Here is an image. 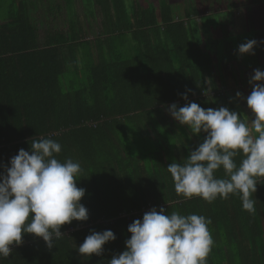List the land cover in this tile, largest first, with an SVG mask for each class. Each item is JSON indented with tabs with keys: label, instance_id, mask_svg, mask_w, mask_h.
Instances as JSON below:
<instances>
[{
	"label": "trees",
	"instance_id": "trees-1",
	"mask_svg": "<svg viewBox=\"0 0 264 264\" xmlns=\"http://www.w3.org/2000/svg\"><path fill=\"white\" fill-rule=\"evenodd\" d=\"M175 1L86 0L81 7L77 0H0V173L21 148L31 151L33 139L52 138L62 145L59 160L81 163L77 186L86 190L81 203L89 211L87 221L63 225L65 236L51 249L25 233L0 264H109L126 250L129 225L153 207L211 218L207 264H264V178L252 194L253 214L239 195L212 203L177 195L167 171L207 135L174 119L170 105L237 111L236 87L252 86L264 40L254 54L237 51L229 69L238 85L230 88L201 41L193 9L179 15ZM222 1L196 0L199 9ZM225 1L229 9L264 3ZM109 229L117 239L102 255L79 254L92 230Z\"/></svg>",
	"mask_w": 264,
	"mask_h": 264
},
{
	"label": "clouds",
	"instance_id": "clouds-1",
	"mask_svg": "<svg viewBox=\"0 0 264 264\" xmlns=\"http://www.w3.org/2000/svg\"><path fill=\"white\" fill-rule=\"evenodd\" d=\"M257 45V40H247L238 52L254 54ZM249 83L253 90L246 102L254 119L223 106L205 109L196 102L183 107L172 103L168 108L192 133H207L187 158L167 166L177 195L200 197L208 203L239 195L243 210L255 213L252 194L264 178V70L255 69ZM182 96L187 100L186 93ZM30 148H21L11 158L10 167L5 165V172L0 173L2 258L12 254V245L23 243L25 233L42 237L51 249L65 236L63 225L89 219V211L81 203L86 190L77 186L81 163L72 158L59 160L62 145L52 138L37 137ZM238 156L242 157L239 164ZM221 168L223 178L216 175ZM211 224V218L201 214H169L164 207L159 211L153 207L129 225L132 235L125 242L126 250L113 256L109 264H207L215 243ZM116 239L113 230H92L78 252L85 257L102 255L104 245Z\"/></svg>",
	"mask_w": 264,
	"mask_h": 264
},
{
	"label": "rangeland",
	"instance_id": "rangeland-1",
	"mask_svg": "<svg viewBox=\"0 0 264 264\" xmlns=\"http://www.w3.org/2000/svg\"><path fill=\"white\" fill-rule=\"evenodd\" d=\"M126 1L127 3L131 2V0ZM77 2L78 6L80 5L82 7L84 3H86V0H77ZM227 3V1L223 0L222 2H217L212 5L211 8L201 3V9H199L200 3L197 5L196 0H176L172 6L177 10L179 15L184 14L186 7L193 9V17H195L194 19H196L199 24V30L202 32L201 41L208 43L215 69L217 68V71H221L220 75L223 77L226 85H229L230 88H235L238 84L235 81L236 79H232L229 67L237 65L236 53L242 42L245 43L247 40L253 39L257 40L258 45L255 47V50H259V43L262 39L264 40V35L261 36V32L258 33L259 30L264 29V3L259 2L248 7H234L232 9H229ZM204 22L207 24L214 22L211 25V28L214 27L211 32L210 29H208V31H206V29L204 30ZM238 36L240 38H238ZM261 44H264V42L262 41ZM260 50L262 55L259 57L263 59L264 46H262ZM261 59L258 58L257 60L259 61V69L264 67L260 64ZM241 87H236V91L242 90L243 93L242 96L239 97L240 102H235L236 110L242 115H247L249 118L254 119V113L247 106L246 102V97L251 94L253 86L247 89V85ZM229 92L233 94L231 90ZM232 94L230 95L235 97ZM245 108L249 111H245Z\"/></svg>",
	"mask_w": 264,
	"mask_h": 264
},
{
	"label": "crops",
	"instance_id": "crops-1",
	"mask_svg": "<svg viewBox=\"0 0 264 264\" xmlns=\"http://www.w3.org/2000/svg\"><path fill=\"white\" fill-rule=\"evenodd\" d=\"M190 135H192V134L190 133ZM192 138H194V136Z\"/></svg>",
	"mask_w": 264,
	"mask_h": 264
}]
</instances>
